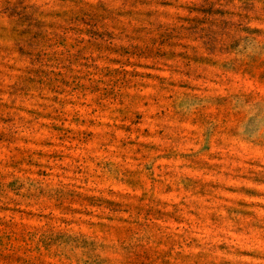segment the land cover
I'll use <instances>...</instances> for the list:
<instances>
[{"label":"rangeland","instance_id":"obj_1","mask_svg":"<svg viewBox=\"0 0 264 264\" xmlns=\"http://www.w3.org/2000/svg\"><path fill=\"white\" fill-rule=\"evenodd\" d=\"M0 264H264V0H0Z\"/></svg>","mask_w":264,"mask_h":264}]
</instances>
